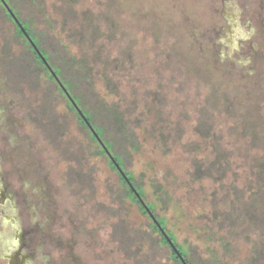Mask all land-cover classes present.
Listing matches in <instances>:
<instances>
[{"label": "rangeland", "instance_id": "obj_1", "mask_svg": "<svg viewBox=\"0 0 264 264\" xmlns=\"http://www.w3.org/2000/svg\"><path fill=\"white\" fill-rule=\"evenodd\" d=\"M66 2L79 16L92 15L101 30L88 51L119 92L102 75L97 89L145 115L134 170L148 185L166 184L170 202L148 191L167 227L204 257L216 248L229 264H252L255 235L245 227L228 234L211 218L217 206L230 207L235 188L248 196L262 184L256 172L264 157V0H44V6L62 18L55 8ZM13 33L12 21L0 20V256L22 242L29 264H130L113 224L125 218L148 228L151 219L128 200L123 215H110L109 206L120 207L112 191L120 186L117 171L89 149L83 167L71 157L89 137L57 92L46 104L48 77L34 75L35 85L8 67L23 54ZM70 48L82 52L77 43ZM45 104L55 116L41 113ZM51 116L65 125L59 135L49 127ZM215 146L229 159L227 176L191 180L192 156L214 158ZM75 172L92 178H72ZM215 191L229 197L216 206Z\"/></svg>", "mask_w": 264, "mask_h": 264}, {"label": "trees", "instance_id": "obj_2", "mask_svg": "<svg viewBox=\"0 0 264 264\" xmlns=\"http://www.w3.org/2000/svg\"><path fill=\"white\" fill-rule=\"evenodd\" d=\"M5 1L25 30L20 27L3 1L0 0V20L8 18L12 21L13 35L20 41L23 51L22 56H16L15 60L5 61L8 67L15 65L17 67L16 75L35 85L37 84L34 81V75L48 77L50 85L46 89L50 94L47 96V92H45V97H43L46 104L47 97L51 98L54 92H57L65 101L69 112L77 117L80 129L89 137L86 147L81 144L78 149L75 148L71 151V157L81 167L84 166L85 150L89 149L90 154L104 157L110 167L117 171L120 186L112 191L116 194L120 207L109 206L110 215H123L128 200L131 203H136L142 214L151 219L148 228L132 227L125 218H121L113 224L115 233L120 234L121 247L132 259L130 264H229L223 255L217 253L216 248L204 257L191 245H183L167 227V218L158 211L157 200H149L148 186L153 189L159 200L171 201L167 197L169 192L166 189V184L152 180V184L148 185L144 179V173L137 175L134 170L135 156L142 151L143 147L137 129L147 124L143 123L144 113L135 115L132 109L124 106L119 100L118 102H109L107 97L97 89L98 78L102 75L109 90L112 89L114 93L119 92L114 86V77L107 71L102 73L97 71V59L96 57L92 59L93 56L88 51V49H92L102 34L95 24L93 16L87 12L83 16H79L71 2H66L61 8H55L62 17L57 18L53 14H49L47 7L44 6V0ZM26 6V10H24ZM60 22L61 26L58 28ZM27 34L44 55L65 89L41 58ZM75 43L82 48L80 55L71 51L70 44ZM94 56H99V52H96ZM108 60L109 58L105 59L106 65L109 64ZM111 85L114 87L112 88ZM71 98L76 102L80 111L73 104ZM46 104L44 108L40 109L41 113L55 116L52 108H48ZM158 117L161 118L159 115ZM50 122V129H55L59 135L65 125L53 117ZM163 122L161 119L153 122L152 130ZM209 133L210 131L207 130L206 134L210 135ZM160 135L166 137L163 132ZM220 148L215 146L214 158H209L207 161L192 156L189 171L191 180L198 181L205 178L223 180L227 176L230 162ZM258 163L260 166L256 176L258 182L262 183L261 186L257 190L251 189L248 196H244L235 188L232 201L229 202L230 207L226 208L225 206L224 211L217 206L223 198L220 199L218 192L215 191L213 202L217 208L211 218L214 225L221 229L226 228L228 234H232L236 228L245 227L246 231L255 235L253 239L255 243L249 256V261L252 264H264V190L262 193L260 192V188L263 189L264 186V157ZM70 174L75 179L80 175L81 181L92 178L88 172ZM224 195H226L225 198L229 197L228 193ZM225 198L223 201L227 200ZM226 238L225 236L220 237L225 249L230 248L229 240ZM145 242H149V245L144 250L142 248ZM163 256H167V260L173 262L163 261L161 259Z\"/></svg>", "mask_w": 264, "mask_h": 264}, {"label": "flooded vegetation", "instance_id": "obj_3", "mask_svg": "<svg viewBox=\"0 0 264 264\" xmlns=\"http://www.w3.org/2000/svg\"><path fill=\"white\" fill-rule=\"evenodd\" d=\"M21 245H25V243L20 244V246L17 248L16 251L13 253H6L2 254L0 256V264L6 263V264H29V261L27 259V254L22 253L21 251Z\"/></svg>", "mask_w": 264, "mask_h": 264}, {"label": "water", "instance_id": "obj_4", "mask_svg": "<svg viewBox=\"0 0 264 264\" xmlns=\"http://www.w3.org/2000/svg\"><path fill=\"white\" fill-rule=\"evenodd\" d=\"M4 5L7 7V9L10 11V13L12 14L13 18L15 19V21L18 22V24L20 25V27L24 30L22 24L20 23V21L18 20V18L16 17V15L12 12L10 6L8 5V3L5 0H2ZM25 31V30H24ZM26 33V32H25ZM27 36L29 37L30 41L33 43L35 49L37 50V52L39 53V55L41 56V58L45 61L46 65L48 66V68L50 69V71L53 73V75L56 77V79L59 81L60 85L64 88L63 84L60 82V80L58 79L57 75L55 74L54 70L51 68L50 64L48 63V61L46 60V58L44 57V55L41 53V51L38 49V47L36 46V44L33 42V40L30 38V36L27 34ZM65 89V88H64ZM68 94V93H67ZM69 95V94H68ZM70 97V96H69ZM73 104L76 106V108L78 109V111H80L78 105L76 104V102L71 98ZM83 115V114H82ZM83 117H85L83 115Z\"/></svg>", "mask_w": 264, "mask_h": 264}]
</instances>
